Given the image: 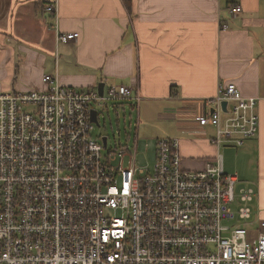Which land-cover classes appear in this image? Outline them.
Returning a JSON list of instances; mask_svg holds the SVG:
<instances>
[{
    "label": "built area",
    "instance_id": "2783aa9c",
    "mask_svg": "<svg viewBox=\"0 0 264 264\" xmlns=\"http://www.w3.org/2000/svg\"><path fill=\"white\" fill-rule=\"evenodd\" d=\"M44 10L57 26L56 4ZM42 84L0 93V264H264V223L253 238L245 226L255 192L236 193L220 156L186 171L179 142L165 138L153 167L138 168L135 147L112 155L91 122L106 103L138 113L135 88L100 95L97 85L65 88L51 75ZM207 103L215 110L196 121L215 129L214 145L256 136L255 98L219 83Z\"/></svg>",
    "mask_w": 264,
    "mask_h": 264
},
{
    "label": "crops",
    "instance_id": "0c3cea01",
    "mask_svg": "<svg viewBox=\"0 0 264 264\" xmlns=\"http://www.w3.org/2000/svg\"><path fill=\"white\" fill-rule=\"evenodd\" d=\"M57 33L78 38L57 44ZM45 75L76 90L135 88L153 118L171 122L166 138L179 142L184 170L200 172L220 156L236 193L254 190L245 226L255 237L264 223V0H0V93L42 90ZM219 83L257 101V134L241 145H214L215 129L196 121L215 110L207 101ZM223 150L235 153L230 171Z\"/></svg>",
    "mask_w": 264,
    "mask_h": 264
},
{
    "label": "rangeland",
    "instance_id": "374dc122",
    "mask_svg": "<svg viewBox=\"0 0 264 264\" xmlns=\"http://www.w3.org/2000/svg\"><path fill=\"white\" fill-rule=\"evenodd\" d=\"M54 26L56 29L55 20ZM58 35L63 34L57 33L56 38ZM56 43L59 44L57 41ZM28 90L8 92H25ZM96 109L98 111L99 127H94V137L106 136L108 138L107 150L112 151V155L123 151L126 147L131 149L135 147L136 166L138 168L151 169L155 163L153 151L156 154L158 140L165 139L172 133L173 126L171 122L158 118V115L153 118L151 112L144 107L143 102L139 104L140 120L138 128L136 127L137 112L135 110L132 111L128 107L112 103L99 105ZM107 150L103 154H106ZM223 156L225 169L227 171L234 169V151L223 150Z\"/></svg>",
    "mask_w": 264,
    "mask_h": 264
},
{
    "label": "water",
    "instance_id": "95a60500",
    "mask_svg": "<svg viewBox=\"0 0 264 264\" xmlns=\"http://www.w3.org/2000/svg\"><path fill=\"white\" fill-rule=\"evenodd\" d=\"M97 86H98L99 94L102 95L104 84L100 83ZM225 106H226V104L223 103L222 107L225 108ZM91 122L94 123L97 127H99V123H98V120H97V113L95 111H92V113H91ZM102 141H103V144L105 145L106 144V138L105 137L102 138Z\"/></svg>",
    "mask_w": 264,
    "mask_h": 264
},
{
    "label": "trees",
    "instance_id": "16d2710c",
    "mask_svg": "<svg viewBox=\"0 0 264 264\" xmlns=\"http://www.w3.org/2000/svg\"><path fill=\"white\" fill-rule=\"evenodd\" d=\"M118 105H121L120 103H117ZM122 106H123V104H122ZM125 107H128L129 109H130V105L129 104H127ZM106 137V136H105ZM106 139H107V143H108V138L106 137Z\"/></svg>",
    "mask_w": 264,
    "mask_h": 264
}]
</instances>
